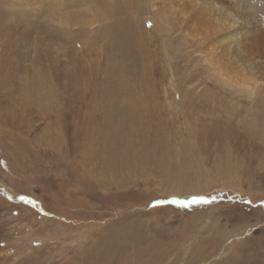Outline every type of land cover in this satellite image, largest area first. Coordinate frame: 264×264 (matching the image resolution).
I'll list each match as a JSON object with an SVG mask.
<instances>
[{
	"label": "rangeland",
	"instance_id": "obj_1",
	"mask_svg": "<svg viewBox=\"0 0 264 264\" xmlns=\"http://www.w3.org/2000/svg\"><path fill=\"white\" fill-rule=\"evenodd\" d=\"M172 1L0 0V264H264V67Z\"/></svg>",
	"mask_w": 264,
	"mask_h": 264
},
{
	"label": "bare ground",
	"instance_id": "obj_2",
	"mask_svg": "<svg viewBox=\"0 0 264 264\" xmlns=\"http://www.w3.org/2000/svg\"><path fill=\"white\" fill-rule=\"evenodd\" d=\"M172 3L178 17L175 19L185 22L186 25H188V32L197 36L203 33L205 37H207L209 29L211 30L213 36L212 40L215 41L216 44L207 47L208 54L211 55L210 60L214 61L212 64L217 71V75L222 78L224 82H227V76L232 78L236 86L239 84L241 86H251L257 82L255 76L256 66L259 68L264 67L263 38H258L256 35L251 36L252 41L255 43L254 45L248 46L247 34H250V28L244 24L242 19H238L230 13L223 14L220 9H217L219 10L217 12L215 8L216 5L213 1L210 3L204 0H173ZM201 11H210L215 15L212 20H210V18L201 19ZM221 44H227L228 47L222 50V55H219L216 59L217 55H214L212 50L216 47L221 48L223 46ZM229 48L233 49L232 53H237L238 57L246 61L242 60L244 63L240 65L237 63L235 67H231V63L228 61L230 54L226 55Z\"/></svg>",
	"mask_w": 264,
	"mask_h": 264
},
{
	"label": "snow or ice",
	"instance_id": "obj_3",
	"mask_svg": "<svg viewBox=\"0 0 264 264\" xmlns=\"http://www.w3.org/2000/svg\"><path fill=\"white\" fill-rule=\"evenodd\" d=\"M21 200H25L26 202L31 203V201H27L26 197H20ZM199 202H204V203H208L209 201L205 200L203 197H193L191 201H185V202H181V201H176V203H181L182 206L187 207L189 203H199Z\"/></svg>",
	"mask_w": 264,
	"mask_h": 264
}]
</instances>
